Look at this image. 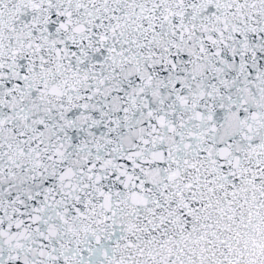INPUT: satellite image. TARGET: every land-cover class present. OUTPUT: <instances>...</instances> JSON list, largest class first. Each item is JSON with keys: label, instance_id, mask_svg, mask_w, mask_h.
I'll use <instances>...</instances> for the list:
<instances>
[{"label": "snow or ice", "instance_id": "obj_1", "mask_svg": "<svg viewBox=\"0 0 264 264\" xmlns=\"http://www.w3.org/2000/svg\"><path fill=\"white\" fill-rule=\"evenodd\" d=\"M0 264H264V0H0Z\"/></svg>", "mask_w": 264, "mask_h": 264}]
</instances>
